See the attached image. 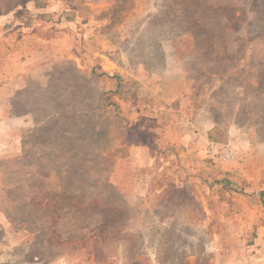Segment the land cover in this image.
<instances>
[{
  "label": "rangeland",
  "instance_id": "374dc122",
  "mask_svg": "<svg viewBox=\"0 0 264 264\" xmlns=\"http://www.w3.org/2000/svg\"><path fill=\"white\" fill-rule=\"evenodd\" d=\"M263 189L264 0H0V264H264Z\"/></svg>",
  "mask_w": 264,
  "mask_h": 264
},
{
  "label": "built area",
  "instance_id": "2783aa9c",
  "mask_svg": "<svg viewBox=\"0 0 264 264\" xmlns=\"http://www.w3.org/2000/svg\"><path fill=\"white\" fill-rule=\"evenodd\" d=\"M235 157H236V150L229 145L223 149L220 156V160L222 163L228 164L229 162H232L235 159ZM263 243H264V239H263Z\"/></svg>",
  "mask_w": 264,
  "mask_h": 264
},
{
  "label": "trees",
  "instance_id": "16d2710c",
  "mask_svg": "<svg viewBox=\"0 0 264 264\" xmlns=\"http://www.w3.org/2000/svg\"><path fill=\"white\" fill-rule=\"evenodd\" d=\"M220 182H224V181H220ZM260 201L264 205V189L262 191H260Z\"/></svg>",
  "mask_w": 264,
  "mask_h": 264
},
{
  "label": "crops",
  "instance_id": "0c3cea01",
  "mask_svg": "<svg viewBox=\"0 0 264 264\" xmlns=\"http://www.w3.org/2000/svg\"><path fill=\"white\" fill-rule=\"evenodd\" d=\"M108 62H111L112 63V61H111V59H109V61ZM108 64V63H107Z\"/></svg>",
  "mask_w": 264,
  "mask_h": 264
}]
</instances>
